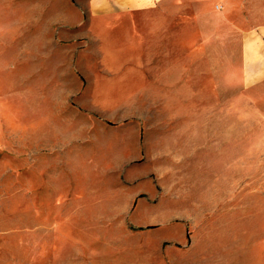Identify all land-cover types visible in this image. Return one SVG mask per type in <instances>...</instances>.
<instances>
[{
  "label": "rangeland",
  "instance_id": "rangeland-1",
  "mask_svg": "<svg viewBox=\"0 0 264 264\" xmlns=\"http://www.w3.org/2000/svg\"><path fill=\"white\" fill-rule=\"evenodd\" d=\"M91 1L0 0V264H264L242 56L202 78V53L185 47L195 21L172 40L169 20L134 15L104 41ZM138 42L154 71L146 93L94 97L97 75L114 77L103 45L117 64Z\"/></svg>",
  "mask_w": 264,
  "mask_h": 264
},
{
  "label": "crops",
  "instance_id": "crops-1",
  "mask_svg": "<svg viewBox=\"0 0 264 264\" xmlns=\"http://www.w3.org/2000/svg\"><path fill=\"white\" fill-rule=\"evenodd\" d=\"M172 1L92 0L91 8L99 15V29L105 35L104 41L107 37L105 33L113 30L117 22L129 21L135 27L134 15L139 26L143 22L169 20L168 36L172 40H177L179 36L184 39L194 35L195 21L200 38L195 44L189 41L185 47L189 53H202V65L199 67L202 71L198 75L209 78L216 70L232 65L237 68L239 65L244 84L253 87V160H264V0H212L206 9L199 13L195 11L197 10L195 7L199 6L200 0H181L175 5L174 13L159 15L157 12L159 8H166ZM217 6L221 8L218 9ZM113 12L122 13V16L108 21L107 18L111 17L110 13ZM228 22H233L229 34L232 41L228 45L231 48H228L224 40L227 36L225 26ZM163 30L165 31L164 28ZM237 42L242 43L240 50L231 46ZM140 46L135 56L124 58L121 63L116 64L113 62L114 53L103 45L102 67L104 71L112 72L114 77L97 75L93 81L94 97L111 96L110 99L119 98L118 100L125 101L134 100L146 93L154 71L147 61V55L144 57L146 49L143 45ZM238 54L242 57L239 59L240 62L234 65ZM187 76L185 83L194 85L191 75Z\"/></svg>",
  "mask_w": 264,
  "mask_h": 264
},
{
  "label": "built area",
  "instance_id": "built-area-1",
  "mask_svg": "<svg viewBox=\"0 0 264 264\" xmlns=\"http://www.w3.org/2000/svg\"><path fill=\"white\" fill-rule=\"evenodd\" d=\"M218 9H220L221 7L220 6H217Z\"/></svg>",
  "mask_w": 264,
  "mask_h": 264
}]
</instances>
